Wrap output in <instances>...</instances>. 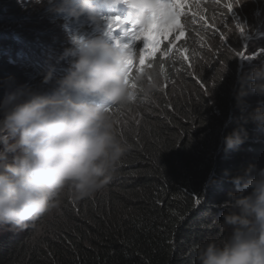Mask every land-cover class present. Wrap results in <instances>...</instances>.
<instances>
[{
    "label": "clouds",
    "instance_id": "1",
    "mask_svg": "<svg viewBox=\"0 0 264 264\" xmlns=\"http://www.w3.org/2000/svg\"><path fill=\"white\" fill-rule=\"evenodd\" d=\"M227 2L189 0L181 16L185 36L175 41L177 31L170 37L181 51L162 56L168 47L164 41L161 51L146 61L153 67L134 71L131 76L129 66L136 61L139 67L143 41L123 43L121 33L111 38L115 31L108 20L120 18L117 28L127 33L130 29V36L134 29L168 26L175 12L167 0H99V6L97 0L0 2V63L8 68L11 89L16 92L0 103V228L5 231L0 238L1 264L7 251L14 248L22 253L15 255L18 259L33 264L31 243L21 247L13 242L23 232L32 243L44 240V229L37 225L45 214L60 209L66 218L53 217L52 224L61 230L56 232L58 242L75 238L76 226H93L98 218L121 210L123 201L132 200V191L147 168L143 153L162 147L161 130L174 128L173 118L186 120L181 107L192 105L191 101L194 107L206 100L219 116L207 94L223 106L224 118L220 117L225 122L235 112L250 121L246 131L234 128L223 137L214 150V160L223 143L234 149L245 142L249 129L253 133L245 149L234 150L230 187L204 212L209 217V239L194 249L196 264H264V0H240L233 7L242 12L245 21L242 36L249 54L244 58L260 61L248 74L247 84L241 78L236 87L230 84V73L224 74L230 56L226 41L221 40L225 27L218 33L222 24L237 20L223 6ZM121 4L123 15H102L99 10L116 12ZM56 12L88 18L92 27L97 24L100 34L93 36L84 30L66 37L51 26L63 25L59 18L50 19ZM101 20L105 22L102 28ZM204 50L206 60L200 57ZM204 63L210 76L206 91L197 93L191 74L199 73ZM249 93L260 99L257 107L245 114L239 105ZM227 96L232 103L225 109ZM139 110L147 111V123L153 128L146 137L134 138L125 146L115 132L119 119L127 116L125 124H129ZM139 129L144 131L141 126ZM103 189L105 194L99 192Z\"/></svg>",
    "mask_w": 264,
    "mask_h": 264
},
{
    "label": "trees",
    "instance_id": "2",
    "mask_svg": "<svg viewBox=\"0 0 264 264\" xmlns=\"http://www.w3.org/2000/svg\"><path fill=\"white\" fill-rule=\"evenodd\" d=\"M213 93L218 96L216 89ZM229 98L224 100L225 109L232 103ZM192 105L181 107L186 120L173 118L174 128H162L159 150L143 153L147 168L132 191V200L123 201L121 210L98 218L93 226H76L75 238L58 242L56 232L61 230L50 223L54 218L45 222V214L38 224L46 225L44 240L32 243L23 232L13 243L21 247L31 243L33 264H196L194 249L209 239V217L204 212L230 187L234 150L245 149L253 131L249 129L245 142L234 149L223 143L214 160V150L223 137L234 128L246 131L250 121L235 112L225 122L206 100ZM142 114L136 121L144 131L136 140L153 128L147 123V111ZM208 175L211 177L202 189ZM15 255L22 253L17 248L8 250L2 264H29Z\"/></svg>",
    "mask_w": 264,
    "mask_h": 264
},
{
    "label": "rangeland",
    "instance_id": "3",
    "mask_svg": "<svg viewBox=\"0 0 264 264\" xmlns=\"http://www.w3.org/2000/svg\"><path fill=\"white\" fill-rule=\"evenodd\" d=\"M1 1L5 2L6 0H0V2ZM2 9L3 8L0 7V11ZM240 13L242 12L241 11L239 12L236 9H232L231 14L234 15V17L237 20L230 19V21L226 22L225 25L222 24L221 28L218 29V33H222L224 32V27H225V31H226L225 41H226L227 49L229 51L230 56H229V60L226 62V71L224 72V74H226L227 72L230 73V75L232 76L230 84L231 85L234 84L235 87L238 83L241 85V78H244V84H247L246 78L248 74H250L251 70L254 67H258L260 64L259 60H252L253 59L252 56H250V58L248 59L244 58L246 55L249 54V51L246 50L245 38L244 36H242L244 31H246V27L243 25L245 21L244 19H242V16ZM236 23L241 24L244 27L243 32H240L236 28ZM239 51H243V55H235V53ZM205 53H206V50L202 51L200 54V57L203 56L202 57L203 60H206L208 58V56L205 55ZM191 75H192L193 86L196 87L195 92L204 93L205 90L199 89L201 87L199 86L197 81L200 80L204 84H206L207 81L209 80L210 73L209 75L206 73V63L202 64L201 71L199 73H196L195 71H193ZM11 87H12V80L9 75V70L7 67H5L4 65L0 63V103H2L9 94L16 93L12 91ZM226 89H227V85L224 87L223 92H225ZM207 97L210 103L214 105L217 115L222 116L224 118V116L222 115L223 113L222 111H224L223 106L219 105V101L218 102L214 101L209 94H207ZM259 99H260V96L256 95L255 93H249L247 96L243 98L244 103L243 105H239V108H241V111L243 113L249 114L257 107ZM125 117L126 118L120 117L119 127L120 126L121 127L117 129L115 132L117 133L118 137L122 140V142L126 146V144H128L129 142L133 143L135 136H138V134L140 133V129H139V124L136 121L137 114H136V117L132 118L129 121L130 122L129 124H125V121L129 118L127 116ZM124 129L125 131H122ZM121 160L125 161V155H123ZM106 191H107L106 189H103L99 192L105 194ZM74 202L77 204H80V200H74ZM57 214L60 216L59 217L60 221L66 220V218L61 216L62 213L60 214V209L59 211H55L52 214H47L48 217L46 218V220H49L50 222V219H53L54 215H57ZM53 220L50 223H52ZM58 225L59 224H57V228H58ZM38 226L42 227L44 229V232L46 231V225H42V226L38 225ZM4 236H5V231L0 228V238H3Z\"/></svg>",
    "mask_w": 264,
    "mask_h": 264
},
{
    "label": "snow or ice",
    "instance_id": "4",
    "mask_svg": "<svg viewBox=\"0 0 264 264\" xmlns=\"http://www.w3.org/2000/svg\"><path fill=\"white\" fill-rule=\"evenodd\" d=\"M168 3H170L175 12V19L174 21L168 25V26H155L153 28H142L139 30H132V35L131 38L132 40H142L143 41V46L139 48V67H137V62L134 61L130 66H129V75H133V72L140 70L143 71L145 68H151L153 67L152 64L146 63L150 58L155 56L158 52L161 51V45L162 42L167 41L168 42V47L161 52V55L164 57L169 56L173 52H180L181 49L175 47V41L181 40L182 37L185 36L184 32V25L181 23V16L184 14V10L186 6H188L189 0H167ZM219 2V0H217ZM240 0H234V3L232 0H229L226 4L223 6L227 9V12L230 14L233 7L235 5H238ZM193 16H196L197 13L193 12ZM120 23V18H110L108 20V26L110 29H115L119 27ZM236 28L240 31L243 32L244 27L240 24L236 25ZM179 32L178 35L175 36V41L171 40L170 37L176 33ZM221 40H225V37L221 34ZM117 44H120V40H116ZM235 55H243V51L236 52ZM185 60L188 59L187 56L183 57ZM161 73L163 74V69L164 65L161 64ZM151 79V77H149ZM131 86L133 88H136L135 82H130ZM197 83L199 86L206 91V85L198 80ZM111 110V109H110ZM199 200H197V204H199Z\"/></svg>",
    "mask_w": 264,
    "mask_h": 264
},
{
    "label": "bare ground",
    "instance_id": "5",
    "mask_svg": "<svg viewBox=\"0 0 264 264\" xmlns=\"http://www.w3.org/2000/svg\"><path fill=\"white\" fill-rule=\"evenodd\" d=\"M196 80V79H195ZM197 81V80H196ZM142 110H139L138 112H137V116H139V118H142ZM121 127V126H120ZM119 127V128H120ZM262 149V148H261ZM262 150H264V149H262Z\"/></svg>",
    "mask_w": 264,
    "mask_h": 264
}]
</instances>
